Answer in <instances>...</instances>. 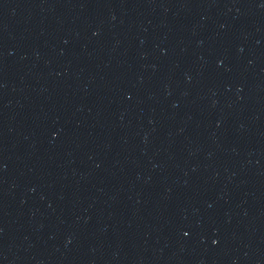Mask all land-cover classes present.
Instances as JSON below:
<instances>
[{
    "label": "water",
    "instance_id": "obj_1",
    "mask_svg": "<svg viewBox=\"0 0 264 264\" xmlns=\"http://www.w3.org/2000/svg\"><path fill=\"white\" fill-rule=\"evenodd\" d=\"M0 264H264V0H0Z\"/></svg>",
    "mask_w": 264,
    "mask_h": 264
}]
</instances>
